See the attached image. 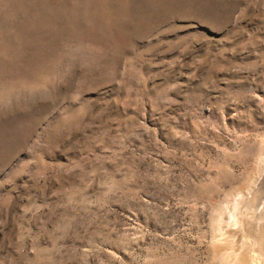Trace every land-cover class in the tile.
<instances>
[{"label": "rangeland", "instance_id": "rangeland-1", "mask_svg": "<svg viewBox=\"0 0 264 264\" xmlns=\"http://www.w3.org/2000/svg\"><path fill=\"white\" fill-rule=\"evenodd\" d=\"M239 258L264 264V0H0V264Z\"/></svg>", "mask_w": 264, "mask_h": 264}, {"label": "bare ground", "instance_id": "bare-ground-1", "mask_svg": "<svg viewBox=\"0 0 264 264\" xmlns=\"http://www.w3.org/2000/svg\"><path fill=\"white\" fill-rule=\"evenodd\" d=\"M239 198V197H238ZM239 202H240V200H239ZM237 207V206H236ZM237 213V212H236ZM232 214V213H231ZM235 215V214H234ZM232 216V215H231ZM234 217V216H233ZM233 219V218H232ZM234 221V220H233ZM237 221V220H236ZM235 225V224H234ZM227 253H228V251H227ZM226 254V253H225ZM235 252L234 251H230L229 252V255H233V256H235ZM238 254V253H237ZM227 256V255H226ZM233 256H231V258H233ZM236 256H238V255H236ZM237 259V258H236ZM240 259V260H239ZM238 259V261L236 262V260H235V262H233L232 264H244V260L243 261H241V258H239ZM243 259V258H242ZM233 261V260H232ZM246 263V262H245ZM247 264V263H246Z\"/></svg>", "mask_w": 264, "mask_h": 264}]
</instances>
